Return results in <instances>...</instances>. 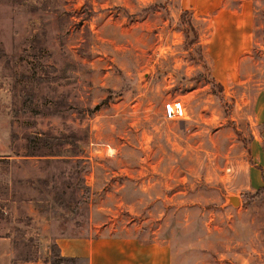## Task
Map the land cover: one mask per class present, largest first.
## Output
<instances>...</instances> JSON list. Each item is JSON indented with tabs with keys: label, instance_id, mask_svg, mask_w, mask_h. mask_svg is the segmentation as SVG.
<instances>
[{
	"label": "rangeland",
	"instance_id": "obj_1",
	"mask_svg": "<svg viewBox=\"0 0 264 264\" xmlns=\"http://www.w3.org/2000/svg\"><path fill=\"white\" fill-rule=\"evenodd\" d=\"M263 88L264 0H0L9 262L102 233L166 245L170 264H264L247 180Z\"/></svg>",
	"mask_w": 264,
	"mask_h": 264
},
{
	"label": "crops",
	"instance_id": "obj_2",
	"mask_svg": "<svg viewBox=\"0 0 264 264\" xmlns=\"http://www.w3.org/2000/svg\"><path fill=\"white\" fill-rule=\"evenodd\" d=\"M243 32L238 30L236 36L240 37V42L236 44L235 51H240L245 42L246 33ZM251 110L255 126L261 127L249 145L251 161L247 168V180L248 189L253 191L264 185V88L255 93ZM101 234L54 235L52 244L61 257L72 258L75 264H170L166 245L141 241L136 235ZM1 236L0 264H65L39 260L10 263L9 239L3 233Z\"/></svg>",
	"mask_w": 264,
	"mask_h": 264
},
{
	"label": "trees",
	"instance_id": "obj_3",
	"mask_svg": "<svg viewBox=\"0 0 264 264\" xmlns=\"http://www.w3.org/2000/svg\"><path fill=\"white\" fill-rule=\"evenodd\" d=\"M190 16H191L190 12H188L187 10H183L179 14V20H180V23L185 24L184 25L185 27H182V31H183L186 39L189 38L191 43H196V40L198 39V34H197V31L192 26V24L190 23V20H189ZM260 191H264V185L256 188L252 192L256 194L257 192H260ZM52 262H54V263H65V264H75V262L72 258L61 257L58 254V251L55 253V259Z\"/></svg>",
	"mask_w": 264,
	"mask_h": 264
},
{
	"label": "built area",
	"instance_id": "obj_4",
	"mask_svg": "<svg viewBox=\"0 0 264 264\" xmlns=\"http://www.w3.org/2000/svg\"><path fill=\"white\" fill-rule=\"evenodd\" d=\"M182 113V108L180 103L176 105L173 103H166L163 108V114L167 116H180Z\"/></svg>",
	"mask_w": 264,
	"mask_h": 264
},
{
	"label": "water",
	"instance_id": "obj_5",
	"mask_svg": "<svg viewBox=\"0 0 264 264\" xmlns=\"http://www.w3.org/2000/svg\"><path fill=\"white\" fill-rule=\"evenodd\" d=\"M229 200L231 201V203H236L237 202V198L235 196H230Z\"/></svg>",
	"mask_w": 264,
	"mask_h": 264
}]
</instances>
